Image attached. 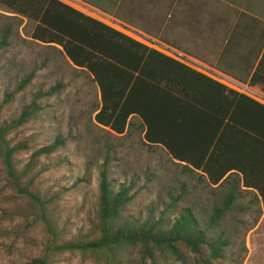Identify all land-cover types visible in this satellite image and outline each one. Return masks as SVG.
Returning a JSON list of instances; mask_svg holds the SVG:
<instances>
[{"label": "trees", "instance_id": "16d2710c", "mask_svg": "<svg viewBox=\"0 0 264 264\" xmlns=\"http://www.w3.org/2000/svg\"><path fill=\"white\" fill-rule=\"evenodd\" d=\"M0 5L33 22L31 39L60 47L73 66L87 71L99 92L97 124L118 135L138 131L142 143L162 148L187 176L224 189L204 222L190 207L177 209L180 194L144 218L127 216L133 182L116 183L108 149L98 172L94 228L62 241L44 217L49 236L31 264H51L54 256L76 251L114 260L119 247L135 249L141 262L151 264L159 258L183 264L223 258L230 237L220 227L241 192L252 191L264 211V104L60 0H0ZM12 28L11 23L0 26V52L9 45ZM29 81L24 78L17 90ZM248 84L264 91V51ZM58 90L57 85L35 92L16 121L0 125V164L7 182L38 205L42 217L45 202L29 189L33 178L24 179L34 160L55 152L63 141L35 149L18 171L14 155L26 143L11 145L6 136L39 112V99ZM11 96L7 93L4 101Z\"/></svg>", "mask_w": 264, "mask_h": 264}, {"label": "rangeland", "instance_id": "374dc122", "mask_svg": "<svg viewBox=\"0 0 264 264\" xmlns=\"http://www.w3.org/2000/svg\"><path fill=\"white\" fill-rule=\"evenodd\" d=\"M3 23H11L13 33L0 52V125L16 121L35 92L59 86L56 93L38 100L41 109L35 116L6 136L11 145L26 143L14 155L17 170L23 169L35 149L56 139L63 142L55 152L34 160L24 179L33 178L29 189L45 202L43 217L38 205L9 186L0 164V264H31L41 255L49 236L44 217L62 241L91 232L97 223L98 172L108 149L116 183L133 182L134 198L125 215L144 218L149 210L161 209L180 194L177 209L190 207L202 222L208 218L224 189L187 176L162 148L142 143L138 131L118 135L97 124L93 117L99 92L87 71L73 66L60 47L31 39L32 21L0 7V26ZM26 77L30 81L17 90ZM7 93L12 94L9 102L4 101ZM253 194L241 192L224 217L220 228L230 244L213 264H264V212ZM51 264L151 263L141 262L135 249L119 247L114 260L76 251L54 256ZM156 264L183 263L159 258Z\"/></svg>", "mask_w": 264, "mask_h": 264}, {"label": "crops", "instance_id": "0c3cea01", "mask_svg": "<svg viewBox=\"0 0 264 264\" xmlns=\"http://www.w3.org/2000/svg\"><path fill=\"white\" fill-rule=\"evenodd\" d=\"M60 1L149 47L130 31L169 46L220 82L248 83L264 51V0Z\"/></svg>", "mask_w": 264, "mask_h": 264}, {"label": "built area", "instance_id": "2783aa9c", "mask_svg": "<svg viewBox=\"0 0 264 264\" xmlns=\"http://www.w3.org/2000/svg\"><path fill=\"white\" fill-rule=\"evenodd\" d=\"M130 32H133V34H135L137 37H139V39L143 40L145 43H147L151 47L156 48L159 51H161L167 55H170L173 57H180V58L183 57V55H180L179 53L174 51L172 48H170L169 46H167L163 43H159L157 41H154L148 37H145L139 33L132 31V30ZM187 60L190 61L189 59H187ZM192 63L196 64L195 62H192ZM223 78L224 79H223L222 83L226 84L228 87L235 89L241 93H244V94L252 97L253 99L264 104V91H262L260 88L251 86L248 83H241V82L228 80L225 77H223Z\"/></svg>", "mask_w": 264, "mask_h": 264}]
</instances>
